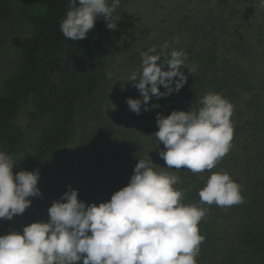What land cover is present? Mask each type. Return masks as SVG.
Listing matches in <instances>:
<instances>
[{
    "label": "rangeland",
    "instance_id": "rangeland-1",
    "mask_svg": "<svg viewBox=\"0 0 264 264\" xmlns=\"http://www.w3.org/2000/svg\"><path fill=\"white\" fill-rule=\"evenodd\" d=\"M230 1L121 0L111 21L104 19L106 24H116L111 29L112 46L97 68L99 84L93 95L76 105L68 141L41 155L36 152V131L29 132L20 144L17 158L33 161L30 171H39L37 187L41 195L28 197L30 206L12 220L0 219V235L13 230L22 234L23 227L32 222H47L48 208L68 186L78 190V199L86 204L98 205L110 200L115 191L127 185L138 159L149 157L158 171L179 177L176 185L184 188L180 189L184 204H197L208 210L199 222L206 227L202 228L204 231L199 230L205 239L200 245L197 264H264V44L260 48L254 46L255 41L245 38V31L254 32L255 25L264 26V7L255 2L256 18L246 16L241 24L231 20ZM5 3L7 13L0 19V84L16 65V55L8 46L9 37L24 33L27 17L43 10L38 0H6ZM222 26L229 29L225 34L220 32ZM216 29H219V41L214 63L232 58L239 78L251 74L239 84L231 83L233 95L227 100L234 106L230 117L234 126L232 147L211 170L227 172L242 186L244 203L227 208L200 204L198 190L204 187L211 172L193 174L185 168H164L167 165L159 156L165 149L155 136L157 114L166 117L174 110L187 112L192 110L191 93L197 100L203 97L198 94L192 74L187 68L181 69L187 77L183 87L165 97L152 96L148 111L143 110L138 89L128 81L140 69L141 52L153 46L159 51L166 41L172 49L187 53L188 67H197L202 58L198 53L210 45V40L213 45ZM173 38L179 42L173 43ZM240 39L244 44L254 45L250 44V50L241 54L235 49L228 52L221 46H229L231 42L239 44ZM236 55L239 56L236 58ZM212 68L210 65L207 70L196 69L195 75L210 78ZM162 70H167L166 64ZM57 77L55 73L52 81L56 82ZM158 88L166 91L163 86ZM128 98L141 100L140 114L129 109Z\"/></svg>",
    "mask_w": 264,
    "mask_h": 264
},
{
    "label": "clouds",
    "instance_id": "clouds-1",
    "mask_svg": "<svg viewBox=\"0 0 264 264\" xmlns=\"http://www.w3.org/2000/svg\"><path fill=\"white\" fill-rule=\"evenodd\" d=\"M120 2L69 0L59 23L62 35L71 41L85 39L96 17L103 15L111 21ZM259 6L264 7V0H259ZM106 27L115 29L116 24L109 22ZM178 42L173 38V43ZM186 61L187 53L172 49L167 41L159 51L153 46L141 52L140 69L128 81L143 98L144 111L149 110L152 96L179 92L187 80L181 69L195 73L196 66L188 67ZM165 64L167 70H162ZM158 85L166 91L161 92ZM126 102L140 114L141 100L128 98ZM199 104L198 110H174L166 117L157 114L155 136L164 145L165 150L159 152L167 165L164 168L211 172L231 149L232 103L208 91ZM13 168V158L0 151V219L12 220L30 206L28 197L41 195L38 170L14 175ZM178 181L177 175L158 171L147 157L138 159L126 186L98 205L78 199V190L68 186L48 208L47 222H32L23 227L22 234L13 230L0 235V264H197L205 239L198 225L208 210L184 204V193L175 187ZM241 187L227 172H211L198 190L200 204L221 208L242 204Z\"/></svg>",
    "mask_w": 264,
    "mask_h": 264
},
{
    "label": "trees",
    "instance_id": "trees-1",
    "mask_svg": "<svg viewBox=\"0 0 264 264\" xmlns=\"http://www.w3.org/2000/svg\"><path fill=\"white\" fill-rule=\"evenodd\" d=\"M6 0H0V19L7 13ZM43 10L31 14L26 19L27 29L22 34L9 37V49L14 51L15 68L6 73L0 84V151L13 158V174L21 170L30 171L33 166L31 158L20 160L17 152L24 138L31 131L37 132L36 152L41 155L64 145L72 132L76 105L89 99L99 84L100 64L108 54L112 44V31L106 27L102 15H98L85 39L71 41L66 39L59 28L68 9L69 0H38ZM231 0L230 6L233 18L237 23H243L246 16L256 18L255 2L259 0ZM246 3V4H243ZM240 8V9H239ZM239 11V12H238ZM256 31H245L246 40L255 41L254 46L264 44V26L255 25ZM227 26H222L220 32L225 34ZM212 45H205L198 53L200 60L196 69L202 71L213 66L210 78L192 75V81L200 96L208 91L219 93L229 99L232 91L231 83L239 84L249 73L239 78L233 59L215 64L218 49L217 33ZM225 32V33H224ZM236 42V41H235ZM238 42L222 44L224 50L238 54L250 50V44ZM208 51V53H205ZM14 55V54H10ZM239 55H236V58ZM264 56V53H263ZM205 59V60H203ZM253 61V59L251 60ZM203 66V68H202ZM202 69V70H201ZM57 73V81L53 75ZM250 77V76H249ZM244 86V85H242ZM192 110H197L199 101L190 94ZM177 189L183 187L175 185ZM199 230L206 224L199 223Z\"/></svg>",
    "mask_w": 264,
    "mask_h": 264
}]
</instances>
